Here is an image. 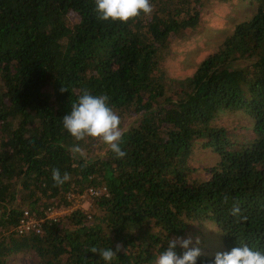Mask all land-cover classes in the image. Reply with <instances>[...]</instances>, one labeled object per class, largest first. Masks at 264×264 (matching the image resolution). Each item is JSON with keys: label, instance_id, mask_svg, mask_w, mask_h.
<instances>
[{"label": "trees", "instance_id": "trees-1", "mask_svg": "<svg viewBox=\"0 0 264 264\" xmlns=\"http://www.w3.org/2000/svg\"><path fill=\"white\" fill-rule=\"evenodd\" d=\"M208 1L150 0L151 15L123 23L100 20L95 0H0V264H105L89 249L117 244L111 264H154L206 224L219 242L197 264L245 244L264 253V0H247L253 12L191 73L163 68ZM84 89L110 98L124 158L64 129ZM54 168L71 180L55 186ZM89 186L104 189L86 210L16 231L24 209L42 217Z\"/></svg>", "mask_w": 264, "mask_h": 264}, {"label": "clouds", "instance_id": "clouds-1", "mask_svg": "<svg viewBox=\"0 0 264 264\" xmlns=\"http://www.w3.org/2000/svg\"><path fill=\"white\" fill-rule=\"evenodd\" d=\"M96 11L99 13V19L102 21H119L127 23L130 19L139 17L141 13L151 15L153 7L150 0H95ZM61 92L67 91L64 87ZM109 97L107 95H93L88 89L78 97L77 101L72 103L71 112L66 114L63 120V127L66 129L75 141H85L87 138H93L106 144L114 153L116 158H124L127 153L121 148V141L124 135L121 129L120 116L110 107ZM68 151L73 159L77 156L86 159L84 148L79 143L71 145ZM52 179L55 186H63L71 180V174L67 171L61 174L59 168L52 169ZM227 199V198H226ZM238 205H234L230 212L236 216L240 214ZM191 237H175L168 240L167 248L162 251L155 260V264H197L199 257L203 255L198 245L201 244V238H195V247ZM179 245L184 249L182 255L178 254L176 249ZM92 253H99L101 260L105 264H111L117 253L126 250L123 244H117L115 251L110 248L92 247L89 249ZM211 264H264V253L250 248L247 244L234 247L230 251L215 253Z\"/></svg>", "mask_w": 264, "mask_h": 264}, {"label": "rangeland", "instance_id": "rangeland-1", "mask_svg": "<svg viewBox=\"0 0 264 264\" xmlns=\"http://www.w3.org/2000/svg\"><path fill=\"white\" fill-rule=\"evenodd\" d=\"M254 10L252 4L247 0H209L201 10V24L191 32H185L177 36L170 43V50L165 56L163 68L170 76H184L191 73L198 62L216 49L226 35L233 29L234 25L247 18ZM202 161L207 160V156L198 155ZM83 208L89 207V202L82 203ZM210 224L202 226V233L192 234L193 239L190 247H195V238L204 236L205 242H201L198 247L209 250L218 245L217 237L211 232ZM202 239V238H201ZM11 264H36L35 261L24 254H14L10 257ZM155 264V263H154Z\"/></svg>", "mask_w": 264, "mask_h": 264}, {"label": "built area", "instance_id": "built-area-1", "mask_svg": "<svg viewBox=\"0 0 264 264\" xmlns=\"http://www.w3.org/2000/svg\"><path fill=\"white\" fill-rule=\"evenodd\" d=\"M103 189L104 187L95 188L89 186L82 191H71L67 195L68 203L48 208L42 217H37L27 209H24L15 229L18 233H27L31 231L41 232L42 223L45 219L58 220L61 217L70 214V212L75 209L79 208L86 210V208L82 207V203L89 202L93 196L98 195Z\"/></svg>", "mask_w": 264, "mask_h": 264}]
</instances>
